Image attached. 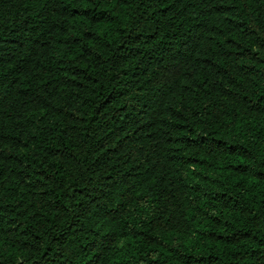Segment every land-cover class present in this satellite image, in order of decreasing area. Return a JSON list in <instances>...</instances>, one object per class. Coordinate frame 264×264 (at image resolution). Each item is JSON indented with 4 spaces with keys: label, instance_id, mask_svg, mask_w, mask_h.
<instances>
[{
    "label": "trees",
    "instance_id": "obj_1",
    "mask_svg": "<svg viewBox=\"0 0 264 264\" xmlns=\"http://www.w3.org/2000/svg\"><path fill=\"white\" fill-rule=\"evenodd\" d=\"M0 264H264V0H0Z\"/></svg>",
    "mask_w": 264,
    "mask_h": 264
}]
</instances>
